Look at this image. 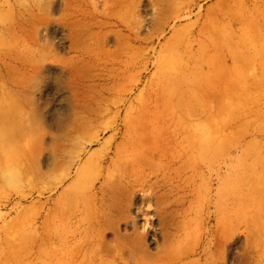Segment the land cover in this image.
I'll list each match as a JSON object with an SVG mask.
<instances>
[{"label":"rangeland","instance_id":"rangeland-1","mask_svg":"<svg viewBox=\"0 0 264 264\" xmlns=\"http://www.w3.org/2000/svg\"><path fill=\"white\" fill-rule=\"evenodd\" d=\"M0 264H264V0H0Z\"/></svg>","mask_w":264,"mask_h":264},{"label":"clouds","instance_id":"clouds-1","mask_svg":"<svg viewBox=\"0 0 264 264\" xmlns=\"http://www.w3.org/2000/svg\"><path fill=\"white\" fill-rule=\"evenodd\" d=\"M0 187L6 188L12 192L21 191L23 185L19 180L18 170L11 165L0 168Z\"/></svg>","mask_w":264,"mask_h":264}]
</instances>
